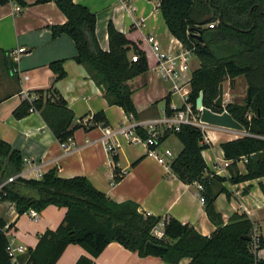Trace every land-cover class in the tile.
<instances>
[{
  "label": "trees",
  "instance_id": "trees-1",
  "mask_svg": "<svg viewBox=\"0 0 264 264\" xmlns=\"http://www.w3.org/2000/svg\"><path fill=\"white\" fill-rule=\"evenodd\" d=\"M9 1L0 0V4ZM50 1L66 17L64 23L51 26L52 36L68 35L76 48L74 60L102 86L107 103L121 107L136 118L129 81L147 72L145 52L111 21L107 25L108 49L104 50L96 37L94 12L75 0H36L35 3ZM158 1L169 32L199 59V67L192 71L190 79L189 100L193 108L202 92L203 106L221 112L223 109L215 107L214 101L220 83L225 81L233 88L236 78L242 76L250 89L249 101L245 96L243 102L224 105L246 133L220 144L224 158L230 161L229 177L208 171L202 156L208 145L202 141L198 127L183 124L178 131H166L159 137L161 142L174 134L181 143L182 148L171 161L170 169L182 182H199L203 186L205 211L217 225L216 230L204 236L190 224L168 216L163 220V236L157 238L152 229L161 217L140 211L134 201L111 200L85 176L60 177L54 167L40 178L18 177L5 187L6 195L0 199L12 202L18 214L29 209L41 212L49 205L66 208L58 226L39 234L36 245L19 258L22 264H55L69 244L80 245L89 254L81 255L74 264H93V258L112 241L136 251L139 256H156L170 264H178L184 257L190 258L187 264H264V238L257 234L258 247L254 249V224L247 214L236 212L223 224L214 209L217 195L227 192L224 181L239 183L264 177V0ZM16 2L25 4L22 0ZM210 23H214L213 27L208 26ZM194 31L201 32V39L193 35ZM133 54L138 56L136 61L131 60ZM49 66L55 74L52 84L34 90L37 97L32 102L22 100L13 111L14 117L22 118L30 108L38 110L60 142L72 137L79 127L107 125L103 110L94 113L88 125L73 123L74 113L55 86L66 75L63 60L53 61ZM170 103L168 94L164 106L168 115L172 113ZM137 131L146 137L145 131L139 128ZM241 158L246 159L243 173L237 166ZM23 165L20 151L0 139V181L21 172ZM119 179V175L114 177V181ZM6 224L0 218V264H10ZM10 228L11 224L7 229Z\"/></svg>",
  "mask_w": 264,
  "mask_h": 264
},
{
  "label": "crops",
  "instance_id": "crops-1",
  "mask_svg": "<svg viewBox=\"0 0 264 264\" xmlns=\"http://www.w3.org/2000/svg\"><path fill=\"white\" fill-rule=\"evenodd\" d=\"M22 1L25 4L16 0L0 4V139L20 151L24 160L23 177L38 178V173L42 175L54 167L63 178L85 176L96 189L115 202L134 201L139 210L146 214L161 217L162 221L165 217H174L182 223L190 224L199 234L209 236L217 225L209 219L205 204L200 201L202 190L196 187V182H182L170 168L147 156V147L143 143H128L122 138V146L115 155L116 160L113 157L110 163L101 141V126L75 129L72 136L74 145L64 149L38 110L22 118L14 117L13 111L23 100L22 89L34 91L49 87L55 77L50 63L63 60L66 75L55 86L73 111L74 124L80 119L90 120L100 110L105 112L108 126L116 127L129 121L121 107L107 103L102 87L90 78L84 66L74 60L76 48L73 40L66 34L52 36L51 26L66 21L57 5L53 1ZM75 2L95 13L96 37L104 50L108 49L107 25L110 21L145 52L148 64L154 62V56L144 40L145 35H153L164 49L171 46V39H175L158 12V0ZM15 4L21 6V11L14 10ZM133 16L144 18L145 25L138 28L133 26ZM19 47H24L25 51L20 53L18 67L28 75L27 80L11 72L14 63L8 53ZM150 78L146 72L129 81L138 114L136 120L163 116L168 89L159 84L158 94L149 92L155 82ZM142 86H145V89L142 88V100L136 99L135 91ZM160 99L164 105L159 113L156 103ZM115 107L120 108L121 115L114 114ZM239 134L222 127L212 130L213 141L202 151L210 173L230 176L228 167L223 173H216L213 167L226 159L220 144L239 137ZM171 138L169 134L157 147L161 151L169 149L175 157L182 145L176 137ZM173 145L175 153L172 151ZM245 161V158H241L237 162L241 173L245 172ZM115 173L120 176L118 181H114ZM223 185L227 192H220L214 200V209L222 223L226 224L236 212L246 213L256 233L264 238V177L239 183L226 180ZM65 211L64 207L49 205L39 212L37 220H32L29 213L18 214L7 202L0 201V218L12 225L10 237L14 244H23L27 250L36 245L39 234L58 226ZM24 254L26 252L19 254L18 259ZM81 255L89 254L80 245L69 244L55 264H74ZM93 261V264H170L156 256H139L136 251L126 249L116 241L108 243ZM189 261V257H184L178 264H187Z\"/></svg>",
  "mask_w": 264,
  "mask_h": 264
},
{
  "label": "built area",
  "instance_id": "built-area-1",
  "mask_svg": "<svg viewBox=\"0 0 264 264\" xmlns=\"http://www.w3.org/2000/svg\"><path fill=\"white\" fill-rule=\"evenodd\" d=\"M21 9L20 5H14L15 11L18 12L21 11ZM213 24L214 23H210L208 26L213 27ZM132 25L137 28L143 27L145 25V19L139 16H133ZM144 40L154 56V62L152 64H148L147 73L156 79L170 82L172 87L171 92L168 94L170 96L174 94L177 95L181 103H170V108L172 110L170 115H168L164 110L163 116L161 117L136 120L131 114H127L129 117V121L127 123H123L116 127L99 125L102 129L101 141L108 155V159H110V163H112L111 161L113 157L117 155L118 150L121 148V139L124 138L128 143H143L147 147L146 155L156 159L159 163L169 169L174 156L169 149H163L162 151L158 149L157 145L159 143V137H161L166 131H178L181 125L187 124L198 127L203 135L202 141L205 144L210 145L213 141L212 130L218 127L201 121V108H197L196 104L195 108H193L192 102L189 100L191 92L190 79L192 70L190 68V61L193 55L192 51L186 48L183 43L176 38L171 39V46L167 49H164L160 42L151 34L145 35ZM24 51V47H19L15 51H10L9 56L14 63L13 67H11V72L22 77V79L27 80L28 75L23 73L18 67L20 53H23ZM137 58V54L131 55L132 61H136ZM201 93L202 92H200L199 95ZM21 94L23 100L28 102H32L37 97L36 94L29 89H22ZM223 110H225L224 105ZM29 111L32 112L34 109L30 108ZM78 122L84 125L89 124V120L87 118L80 119ZM138 128L145 131V138L138 133ZM60 144L64 149H68L74 145V142L72 137H70L67 140L60 142ZM229 163L230 161L228 159H224L221 164L215 165L213 169L216 173L226 172ZM114 175H117V173ZM120 175H122V173ZM18 177H23L22 171L7 177L3 181H0V199L6 195L5 187ZM37 177L40 178L41 174L38 173ZM196 187L200 191L203 189V186L199 182L196 183ZM200 201L204 203V196L201 194ZM4 202H7L11 208H14V204L12 202ZM27 213H29L32 220H37L39 217V212L34 209H29ZM8 227L9 223L4 227V232L9 238L7 252L10 257V264H22L18 259V255L27 252V248L23 244H14V241L10 237L12 233L10 229H7ZM162 227L163 221L161 220L152 229L153 235L157 238H162L163 236ZM256 236L257 233L254 230L252 233L254 249L258 247Z\"/></svg>",
  "mask_w": 264,
  "mask_h": 264
},
{
  "label": "rangeland",
  "instance_id": "rangeland-1",
  "mask_svg": "<svg viewBox=\"0 0 264 264\" xmlns=\"http://www.w3.org/2000/svg\"><path fill=\"white\" fill-rule=\"evenodd\" d=\"M159 11H160V9L158 8V12ZM198 67H199V59L197 56L193 55L192 59H191V69L193 70L194 68H198ZM147 77H149V76L147 75ZM139 79H142V78H139ZM150 80L151 81L153 80L155 82L151 85L152 87L149 89V92H156L158 94V87H159L158 85L159 84L165 86L168 89V93L171 92L172 85L170 82L160 81V80H157L155 77H151ZM223 85H224V101L226 100V103H228V102H243L245 96L247 95V85H246L244 77H242V76L237 77L235 85L233 88H230L228 81H225L223 83ZM142 88L145 89V86H142L141 88H139L135 91V98L136 99L142 100V93H143ZM171 98H172L171 103H177V104L181 103V101L177 95L174 94L171 96ZM163 105H164V101L161 99L156 103V106H157L159 113H160V109L162 108ZM113 109H114V114L121 115L120 108L115 107ZM239 136H242V134H239ZM171 137L174 138L176 136L174 134H171ZM173 138H171V139H173ZM171 147H172V151L175 153L176 149H175L174 145Z\"/></svg>",
  "mask_w": 264,
  "mask_h": 264
},
{
  "label": "water",
  "instance_id": "water-1",
  "mask_svg": "<svg viewBox=\"0 0 264 264\" xmlns=\"http://www.w3.org/2000/svg\"><path fill=\"white\" fill-rule=\"evenodd\" d=\"M193 35L201 39L200 31L199 32L194 31ZM246 96H247V100L249 101L250 100V89L249 88L247 89ZM223 103H224V85L223 83H220L219 89H218V96L214 101V105L218 109H223ZM195 104L197 108H201V114H200L201 121L207 124H210V125L237 131L242 135L246 134L244 127L237 120H235L229 112L222 110L219 113V112L212 111L209 108L203 107L202 93L197 97Z\"/></svg>",
  "mask_w": 264,
  "mask_h": 264
}]
</instances>
